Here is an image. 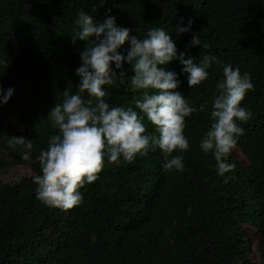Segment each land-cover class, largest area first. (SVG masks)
Here are the masks:
<instances>
[{
  "label": "trees",
  "instance_id": "16d2710c",
  "mask_svg": "<svg viewBox=\"0 0 264 264\" xmlns=\"http://www.w3.org/2000/svg\"><path fill=\"white\" fill-rule=\"evenodd\" d=\"M82 10L95 21L112 15L138 38L163 28L185 58L198 62L206 51L247 72L253 88L241 104L251 116L238 122L244 132L235 145L247 163L230 153L235 168L224 182L214 157L199 148L222 65L213 64L205 81L189 87L174 60L167 67L178 73V90L197 109L185 118L183 170H163L157 149L131 163L105 160L97 179L79 189V205L62 210L38 200L31 177L40 173V149L57 131L48 112L65 88L79 91L75 69L91 43L73 42ZM189 18L190 31L178 33L176 26ZM193 34L208 44L206 50L188 46ZM127 47L126 41L122 49ZM114 70L124 75L103 86L104 99L110 106L135 107L133 96L143 91L126 90L131 65L122 62ZM0 87L14 89L0 104V171L29 169L15 182L0 180V264H264V257L250 258L244 230L249 225L258 232L264 254V0H0ZM14 118L22 130L10 124ZM145 125L155 134L150 122ZM19 136L31 142L30 160L21 159L24 145L8 144Z\"/></svg>",
  "mask_w": 264,
  "mask_h": 264
},
{
  "label": "clouds",
  "instance_id": "9594fccd",
  "mask_svg": "<svg viewBox=\"0 0 264 264\" xmlns=\"http://www.w3.org/2000/svg\"><path fill=\"white\" fill-rule=\"evenodd\" d=\"M74 24L73 42L90 39L91 43L79 53L81 64L75 69L79 91L70 94L65 88L62 101L48 112L51 127L57 131L48 137L47 147L41 148L37 157L40 173L31 177L35 197L46 206L69 209L82 202L79 189L97 179L105 160L131 163L137 156L157 149L163 170L182 171V153L189 148L185 118L197 109L178 90V73L167 67L174 60L182 65L180 72L187 74L189 87L205 81L213 64L222 65V78L216 82L217 94L209 110V126L199 148L211 153L217 175L227 182L229 176L225 174L235 168L228 160L230 151L244 132L238 122L251 116L241 104L246 92L253 88L250 75L206 51L198 62L191 55L185 58L186 52H178L169 32L160 27L147 29L146 36L138 38L129 34V27L118 25L114 16L95 21L83 10ZM191 24L189 18L186 24H178L176 31L188 32ZM126 41L128 47L122 49ZM191 45L208 48L195 34L188 42ZM122 62L130 64L133 72L126 90L143 91L141 97L133 96L135 107L110 106L104 99L103 86L116 85L117 78L124 75L121 72L118 76L114 70L121 69ZM13 92L12 87H0V104L7 102ZM85 92L88 98L82 95ZM145 120L153 125L155 134L146 131ZM8 144L24 145L27 150L20 153L21 159L32 158L31 142L26 143L24 137H13ZM187 211H191L190 207Z\"/></svg>",
  "mask_w": 264,
  "mask_h": 264
},
{
  "label": "rangeland",
  "instance_id": "374dc122",
  "mask_svg": "<svg viewBox=\"0 0 264 264\" xmlns=\"http://www.w3.org/2000/svg\"><path fill=\"white\" fill-rule=\"evenodd\" d=\"M10 124L14 127L16 130H22L24 128V125L17 119H12L10 121ZM230 153L235 156L237 159L242 161L243 163H247L246 158L242 155L240 150L237 147H234ZM29 169L26 167L21 166H10L6 170L0 171V180L4 183L6 182H15L19 178L28 175ZM244 230L246 232L247 239L250 243V247L248 250V254L250 258L256 262L263 261L264 254L262 252V249L258 246V232L249 225H245Z\"/></svg>",
  "mask_w": 264,
  "mask_h": 264
}]
</instances>
